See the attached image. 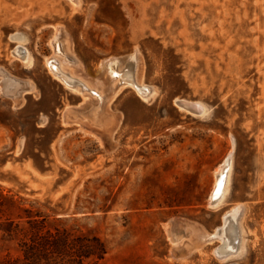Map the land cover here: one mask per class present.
Returning <instances> with one entry per match:
<instances>
[{
  "label": "rangeland",
  "instance_id": "374dc122",
  "mask_svg": "<svg viewBox=\"0 0 264 264\" xmlns=\"http://www.w3.org/2000/svg\"><path fill=\"white\" fill-rule=\"evenodd\" d=\"M56 28L92 66L77 62L81 77L137 50L154 96L122 90L104 107L108 127L76 117L83 98L45 64ZM16 35L31 67L12 54ZM0 73V229L45 218L100 238L107 264H264V0H0ZM10 80L33 89L19 102ZM176 99L205 113L180 111ZM229 158L216 207L208 199ZM235 206L238 254L177 239L183 221L213 233ZM21 238L0 230V264H20Z\"/></svg>",
  "mask_w": 264,
  "mask_h": 264
},
{
  "label": "bare ground",
  "instance_id": "6f19581e",
  "mask_svg": "<svg viewBox=\"0 0 264 264\" xmlns=\"http://www.w3.org/2000/svg\"><path fill=\"white\" fill-rule=\"evenodd\" d=\"M67 1L72 7L78 6L80 2V0ZM23 37L24 36L21 35H16L14 37V39H16V41L18 42V46L12 54L15 58L26 64L27 67H31L33 60L27 49L22 46V43L25 41V37ZM52 38L53 41L50 45L53 49V54L50 57L46 58L45 64L49 70V73L55 81L62 84L66 89L72 92H76L83 98V105L80 107V109H76L79 110V115H76V117L80 116L82 117V119H87L94 125L106 127L107 125H104L105 121L109 120L108 122H112L113 120L103 114L104 107L108 102L112 101L122 90L126 88L132 89L135 92L136 96L143 102L150 100L154 96L155 89L152 86L142 83L141 81V63L137 50H135L131 55L123 58L110 57L103 59L98 64L97 78L91 79L85 76L81 77L72 72V69L77 65V61L71 53L69 39L65 35L63 30L61 28H56L54 37ZM0 75L2 74L0 73ZM6 75L8 76V74ZM10 89L13 91L14 94H12L16 96V99L21 102L20 94L22 93V91H30L31 89H33V85H30L29 83L23 84L22 82H20V80H12ZM174 105L180 111H184L195 117H200L205 113V106L197 101L176 99L174 101ZM231 165V159L229 158L222 165H220L218 170H216V180L213 186L212 193L209 196L210 199H208V204L216 207L222 204V201L224 200V197L227 193ZM242 207L235 206L229 209V211H227L221 219L223 220L222 225L217 228L215 227L216 230L213 233H207L203 230H200L195 225L183 221L184 224L183 232H181L182 235L180 236V238H178L177 236L176 237L181 242L186 239L188 240V242H190V244L194 241L200 242L199 246L208 245L213 241L218 240L221 243V249L217 248V246L219 245L218 244L216 246V250L217 252H220V258L228 259L234 256L236 253L238 254L241 249L242 236L239 220L241 215L243 214ZM175 224H177V222L174 223V225ZM189 247L191 246H188L187 248Z\"/></svg>",
  "mask_w": 264,
  "mask_h": 264
},
{
  "label": "trees",
  "instance_id": "16d2710c",
  "mask_svg": "<svg viewBox=\"0 0 264 264\" xmlns=\"http://www.w3.org/2000/svg\"><path fill=\"white\" fill-rule=\"evenodd\" d=\"M27 226L8 222L0 229L11 237L19 232L20 264H107L106 247L96 236L77 235L45 218L28 217Z\"/></svg>",
  "mask_w": 264,
  "mask_h": 264
},
{
  "label": "crops",
  "instance_id": "0c3cea01",
  "mask_svg": "<svg viewBox=\"0 0 264 264\" xmlns=\"http://www.w3.org/2000/svg\"><path fill=\"white\" fill-rule=\"evenodd\" d=\"M73 55H74V57L76 58V60H77V62L79 63V64H82V65H87V61L85 60V57L81 54L80 55V53L79 52H73ZM84 63V64H83ZM86 67H89L90 68V70H91V68H92V66H86ZM89 68H87V69H89ZM91 78V77H90ZM94 79V78H93ZM136 98H138V97H136ZM139 100V99H138ZM142 102V101H141ZM112 112V111H111ZM110 116L111 117H113V119L115 120L116 119V115L112 112L111 114H110Z\"/></svg>",
  "mask_w": 264,
  "mask_h": 264
}]
</instances>
